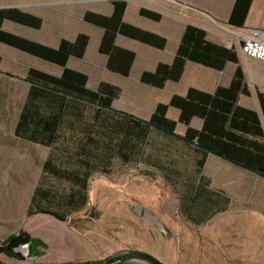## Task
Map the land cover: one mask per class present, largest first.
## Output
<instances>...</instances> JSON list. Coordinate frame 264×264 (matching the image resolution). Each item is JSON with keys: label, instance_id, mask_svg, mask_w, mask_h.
Wrapping results in <instances>:
<instances>
[{"label": "crops", "instance_id": "crops-1", "mask_svg": "<svg viewBox=\"0 0 264 264\" xmlns=\"http://www.w3.org/2000/svg\"><path fill=\"white\" fill-rule=\"evenodd\" d=\"M115 3H126L122 14ZM0 9L39 18L38 28L6 20L3 29L41 46L58 50L63 41L89 39L80 57L71 51L65 66L0 42V249L17 232L48 244L62 236L65 224L74 228L79 207L57 209L56 195H76L79 206L83 180L88 198L98 180L111 189L130 183L131 198L163 218L164 227L204 235L214 251L218 236L224 245L264 249V234L233 232L254 229L248 222L256 216L264 222V178L220 156L250 167L264 162V63L231 49L213 23L258 27L264 0H0ZM88 12L97 22L85 20ZM189 26L206 31V41L225 48L227 58L213 51L212 65L185 60L183 69L175 67ZM140 32L150 33L151 42L140 40ZM161 65L168 72L156 75ZM66 68L86 75L91 91L102 83L118 88L112 110L72 103L29 80L32 69L61 78ZM164 72L169 76L159 85ZM160 105L175 135L165 131V121L160 129L143 128L120 114L151 121ZM34 197L40 209L54 202L51 211L67 220L30 214Z\"/></svg>", "mask_w": 264, "mask_h": 264}, {"label": "rangeland", "instance_id": "rangeland-1", "mask_svg": "<svg viewBox=\"0 0 264 264\" xmlns=\"http://www.w3.org/2000/svg\"><path fill=\"white\" fill-rule=\"evenodd\" d=\"M219 34L230 39L229 32ZM137 184H134V187ZM144 186L143 184H138ZM110 187V188H109ZM130 183L94 182L88 202L73 214L74 228L64 225L60 238L48 242L38 257H1L2 264H76L103 261L127 252L141 251L158 258L163 264H264L263 248H245L224 245V236H218L217 251L208 244L204 235L193 233L189 228L177 227L170 231L164 227L161 217L153 215L139 200L131 198ZM153 211H159L158 208ZM241 215V213H238ZM235 218V215H232ZM156 220L162 226L156 223ZM254 229L234 230V234L254 231L264 234V222L260 216L249 219ZM230 234V230H228ZM236 238V237H235ZM230 240V238H228ZM233 248L235 251L227 252ZM222 249V250H221ZM248 250V252L246 251ZM118 264H151L144 260L125 261Z\"/></svg>", "mask_w": 264, "mask_h": 264}, {"label": "trees", "instance_id": "trees-1", "mask_svg": "<svg viewBox=\"0 0 264 264\" xmlns=\"http://www.w3.org/2000/svg\"><path fill=\"white\" fill-rule=\"evenodd\" d=\"M116 11H120L121 14L124 11L126 7V3H115ZM141 14L143 16L152 18V20H160L161 15L153 13L150 10L142 9ZM99 17L92 13L86 14V21H89V23H95L97 22V19ZM6 20H9L10 22L19 23V24H25L27 26L38 28L41 25V20L39 18L31 17L30 15L23 13L22 11L18 9H0V42L7 43L10 46H13L15 48H19L22 50H25L26 52H29L31 54L38 55L42 58L49 59L51 61H56V63L61 64V66H65L67 64V59L71 51L76 53L79 57L82 55L83 51L85 50L89 39L86 35H80L77 39V41L72 44L69 41H63L60 49H50L44 46H41L40 44H36L34 42L25 40V38L10 34L9 32L5 31L3 29L4 22ZM232 27H242L238 25H233L230 23ZM141 36L139 37L142 41H150V39H147V36H151L148 32H140ZM207 33L206 31L200 30L197 27L189 26L187 29V32L185 34V37L183 38L182 44L179 48V51L176 56V61L174 66H180L181 69L184 67L185 60H195L198 61V63H203L205 65H212L213 63L209 61V54H211L213 51H218L220 53H223L222 60H225L227 58V50L225 48L216 46L213 43H210L206 41ZM107 40V35L104 36L102 49L105 48V42ZM111 42L113 41V37L110 38ZM165 40H163V43ZM78 50V51H77ZM46 51V52H44ZM50 52V53H48ZM231 53V51H230ZM229 59L233 60L234 58L232 55H229ZM112 66V64H111ZM110 66V67H111ZM162 69H165L166 72H168L169 66L161 65L160 68H158L156 75H159L162 71ZM123 72V74H128V70L120 71ZM164 72V77L160 80L161 82L158 83L159 85L163 84V82L168 78L169 74ZM180 75V71L177 73V77ZM149 74H144L143 80L147 81ZM38 77V78H36ZM36 78V79H34ZM41 81V84L44 85L45 88H49L55 91L56 95L60 94L65 97H70V101L72 103L74 102H81L82 104L85 102L88 105H95L98 108L102 110H112L111 108V102L114 97L118 94V88L113 87L108 84H101L99 89L97 91H91L87 89L86 83L88 81V78L86 75L71 71V69H65L64 74L61 78H55V76L47 75L44 73H40V71L31 70L30 71V81L37 80ZM65 96V97H64ZM66 105V103H65ZM73 106V105H72ZM165 113H166V107L165 105H160L155 113L153 115L151 121H145L138 118L133 117L132 114L128 113H120L124 115L126 118L132 120L134 126H140L143 128H156L160 129V123L161 121H165L169 124V127L165 130L167 133L171 135L174 134V124L172 122H169L165 119ZM26 118V116L23 115V119ZM42 119V118H40ZM223 159L240 165L244 169H248L256 174H258L259 177L264 178V162L261 161L260 166L257 167H250L248 165L242 164V162L232 159L227 156V154L220 155ZM77 182V181H76ZM88 185L87 181H82V190L81 194L77 196L79 198V206L78 202L75 196H67L63 194L56 195L57 201L56 206L57 209H60L62 206L69 207L70 210H73V212H76V208L84 207L86 203L88 202V196L85 194L87 192ZM51 194H47L45 197L49 198ZM37 196V193H36ZM36 198L34 197L33 206H31L30 214H51V216L56 217L59 220L66 221L67 216L66 214H59L57 212L51 211L49 207H53V203L51 200H49V207L45 209H40L37 207L36 204ZM73 207V209H71ZM28 246L29 253L28 256L30 257H38L41 254V251L39 248H47V245L40 241L39 239H35L27 232H17L13 234L11 237H9L4 243L1 245L0 253L2 255L9 257V258H15L19 261H22L25 259V257L21 254L20 248L22 246ZM90 262L83 263V264H89ZM2 264V262H0ZM81 264V263H76Z\"/></svg>", "mask_w": 264, "mask_h": 264}, {"label": "built area", "instance_id": "built-area-1", "mask_svg": "<svg viewBox=\"0 0 264 264\" xmlns=\"http://www.w3.org/2000/svg\"><path fill=\"white\" fill-rule=\"evenodd\" d=\"M217 29L226 30L230 35V48H239L247 58L264 63V21L258 27H232L213 22ZM28 253V246L20 248V251Z\"/></svg>", "mask_w": 264, "mask_h": 264}, {"label": "water", "instance_id": "water-1", "mask_svg": "<svg viewBox=\"0 0 264 264\" xmlns=\"http://www.w3.org/2000/svg\"><path fill=\"white\" fill-rule=\"evenodd\" d=\"M21 248H24V246H22ZM132 260H144L151 264H163L155 256L148 254V253L141 252V251H135V252L131 251V252H127L122 255H119V256L109 257L103 261L90 262L89 264H118L121 262L132 261Z\"/></svg>", "mask_w": 264, "mask_h": 264}]
</instances>
